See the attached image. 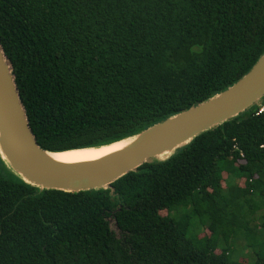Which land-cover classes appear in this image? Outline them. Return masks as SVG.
<instances>
[{
	"label": "trees",
	"instance_id": "obj_1",
	"mask_svg": "<svg viewBox=\"0 0 264 264\" xmlns=\"http://www.w3.org/2000/svg\"><path fill=\"white\" fill-rule=\"evenodd\" d=\"M0 44L39 146L94 148L244 77L264 54V0H0ZM257 107L107 189L41 190L0 160V264H264V203L242 201L264 198ZM242 232L248 262L230 248Z\"/></svg>",
	"mask_w": 264,
	"mask_h": 264
},
{
	"label": "water",
	"instance_id": "obj_2",
	"mask_svg": "<svg viewBox=\"0 0 264 264\" xmlns=\"http://www.w3.org/2000/svg\"><path fill=\"white\" fill-rule=\"evenodd\" d=\"M263 98L264 54L237 83L205 102L124 139H132L125 148L89 161L62 163L52 157L57 152L39 146L20 97L13 67L0 44V155L19 178L41 190L107 189L144 163L164 161L201 133L254 105L259 106Z\"/></svg>",
	"mask_w": 264,
	"mask_h": 264
},
{
	"label": "rangeland",
	"instance_id": "obj_3",
	"mask_svg": "<svg viewBox=\"0 0 264 264\" xmlns=\"http://www.w3.org/2000/svg\"><path fill=\"white\" fill-rule=\"evenodd\" d=\"M0 160L2 162L1 164H2L3 170L7 174V176L19 178V176L14 172L12 167L7 162L2 160L1 155H0ZM226 176L227 175L224 176L225 179L227 178ZM239 182L242 186L245 185V179H242ZM223 186L225 187L226 183H223ZM242 201L247 202L246 206H247V209L249 208V212H250V211H256L257 210L256 208H259V206H261L264 203V198L260 197L259 193H256L253 195L245 196V198H243ZM161 214L163 216H167L168 212L162 211ZM242 215L243 214L241 213L240 216L242 217ZM262 216H264V207H262L259 211L258 210L256 211V215H255L256 219H254L251 226L253 227V226L257 225L260 227ZM246 219L247 218H243V219L241 218L242 222L245 221V227L247 226ZM112 227L114 228V226H112ZM197 231H198L199 237L210 235V231L206 228H202L201 226H199L197 228ZM255 232H257V231H255ZM255 232H252V236H250L251 239L253 236H256ZM230 248H231V251H233V258L240 260L241 262H248L249 260H252L255 257V254H254L255 248L252 247V244L248 241V239L246 238V236L243 232L236 239H234V241H232ZM220 252L221 251L218 250V253H220Z\"/></svg>",
	"mask_w": 264,
	"mask_h": 264
},
{
	"label": "bare ground",
	"instance_id": "obj_4",
	"mask_svg": "<svg viewBox=\"0 0 264 264\" xmlns=\"http://www.w3.org/2000/svg\"><path fill=\"white\" fill-rule=\"evenodd\" d=\"M131 141L132 139L124 140L100 148L76 149L64 152H57L52 154V157L62 163H76L81 161H89L100 157H105L111 153L119 151L129 145Z\"/></svg>",
	"mask_w": 264,
	"mask_h": 264
},
{
	"label": "built area",
	"instance_id": "obj_5",
	"mask_svg": "<svg viewBox=\"0 0 264 264\" xmlns=\"http://www.w3.org/2000/svg\"><path fill=\"white\" fill-rule=\"evenodd\" d=\"M264 114V102L261 103L256 110V115H263Z\"/></svg>",
	"mask_w": 264,
	"mask_h": 264
}]
</instances>
